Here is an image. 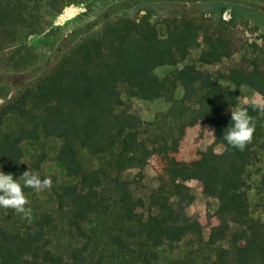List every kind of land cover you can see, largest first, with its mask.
<instances>
[{
    "label": "trees",
    "instance_id": "obj_1",
    "mask_svg": "<svg viewBox=\"0 0 264 264\" xmlns=\"http://www.w3.org/2000/svg\"><path fill=\"white\" fill-rule=\"evenodd\" d=\"M32 1L0 0V126L9 114L25 121L0 133L2 187L21 198L46 182L39 173L46 155L26 163L22 146L40 136L61 141L55 160L74 182L51 179L55 210L29 214L21 231L0 225V264H122V257L159 264L161 249L174 251L185 239L213 251L202 264H264V219L251 214L245 191L247 170L264 149V52L247 49L232 20L205 14L177 13L161 35L147 17L132 14L133 4L150 0H133L61 52L41 75L29 72L26 78L33 81L8 97L10 88L22 85L9 74L38 59L26 42L37 31L26 16ZM66 3L49 0L54 12ZM200 45L196 63L177 66ZM165 65L174 70L158 75L155 70ZM214 65H220L217 74L207 68ZM220 80L250 87L262 101H244ZM133 97L164 98L171 105L143 121L132 111ZM197 124H209L213 140L191 159H181L186 130ZM153 156L159 185L150 206L156 211L144 218L137 210L144 200L119 173L141 171ZM189 180L216 201L211 209L208 201L202 216L186 214L194 200ZM61 225L72 241L66 254L54 250L48 236Z\"/></svg>",
    "mask_w": 264,
    "mask_h": 264
},
{
    "label": "rangeland",
    "instance_id": "obj_2",
    "mask_svg": "<svg viewBox=\"0 0 264 264\" xmlns=\"http://www.w3.org/2000/svg\"><path fill=\"white\" fill-rule=\"evenodd\" d=\"M133 0H67L59 12H54L49 6V0H33L30 9L26 12L27 18L32 21L37 29L26 39L27 44L36 51L38 59L32 66L23 69L21 73L12 72L10 79L19 82L17 88H10V95H15L23 86L30 84L33 78H26L29 72L38 76L45 72L57 60L61 52L72 48L84 35L91 30L100 28L102 22L121 9L130 7ZM132 14L138 17H147L156 25L159 33L165 35L170 19L177 13L189 12L192 14H205L207 16L230 19L236 25L238 33L247 41V49L262 53L264 49V0H150L147 3L131 6ZM66 9V10H65ZM138 10V11H136ZM137 12V14H135ZM64 14L58 18L60 14ZM253 44V46H251ZM257 46H255V45ZM204 49L203 45L192 50L189 57L177 66L182 67L187 63H196ZM214 74L220 70V65L207 67ZM174 70L171 65L158 67L155 71L160 76L169 75ZM224 89L239 90L244 101L252 100L261 102V96L252 88L237 89L230 82L220 80ZM182 96V89L176 91V98ZM4 101L0 98V104ZM170 102L164 98L144 100L131 98L132 111L141 117L143 121H152L159 113L167 112ZM25 125V121L15 114L4 117L0 126V133L8 129ZM213 140V128L209 124H197L188 127L180 145L179 157L189 160L196 155L197 150H204ZM61 141L55 138L40 136L34 142L22 144L25 152L24 161L29 163L44 153L46 159L42 162L39 173L47 178L46 182L34 195H26L21 198L11 196L2 187L3 177L0 172V225L8 232L21 231L28 215L38 210H55L52 197L50 180L57 183H73L74 179L67 177L55 160V154ZM82 159L89 161L86 152H82ZM264 171V149H258V160L251 165L246 173L247 186L245 191L250 202L251 214L254 217L264 219L261 206L264 204V187L260 184V177ZM159 166L156 157H151L148 164L140 171L130 168L119 173L123 179L131 181V190L135 196L144 200V205L138 208V212L147 217L150 210L156 208L150 206V195L158 187ZM194 195V200L187 206L186 214L190 217L202 216L208 209V201L213 208L216 201L203 195L195 180L187 181ZM210 227L203 229L204 238L208 239ZM51 246L57 252L66 254L72 245L62 225L48 234ZM213 251L206 246H191L188 239L182 241L176 250L169 251L166 248L160 250L159 264H202L208 261ZM123 258L122 264H134L132 258ZM119 261V258H118Z\"/></svg>",
    "mask_w": 264,
    "mask_h": 264
},
{
    "label": "built area",
    "instance_id": "obj_3",
    "mask_svg": "<svg viewBox=\"0 0 264 264\" xmlns=\"http://www.w3.org/2000/svg\"><path fill=\"white\" fill-rule=\"evenodd\" d=\"M65 10H66V9H65ZM63 15H64L63 13H62V14H60L58 18H61V16H63Z\"/></svg>",
    "mask_w": 264,
    "mask_h": 264
}]
</instances>
